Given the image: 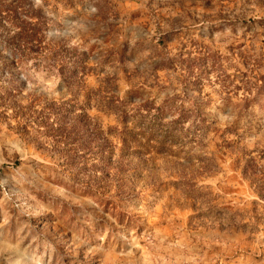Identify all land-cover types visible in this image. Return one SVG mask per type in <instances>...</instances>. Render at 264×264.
<instances>
[{
  "label": "rangeland",
  "instance_id": "1",
  "mask_svg": "<svg viewBox=\"0 0 264 264\" xmlns=\"http://www.w3.org/2000/svg\"><path fill=\"white\" fill-rule=\"evenodd\" d=\"M25 3L35 53L0 26V264H264V0Z\"/></svg>",
  "mask_w": 264,
  "mask_h": 264
},
{
  "label": "trees",
  "instance_id": "2",
  "mask_svg": "<svg viewBox=\"0 0 264 264\" xmlns=\"http://www.w3.org/2000/svg\"><path fill=\"white\" fill-rule=\"evenodd\" d=\"M25 0H15L12 4L0 1V26H7L15 34L7 37L10 46L15 42L27 48V55L35 53V49L40 48L43 41V28L45 26V16L42 10L27 9ZM16 43V44H17ZM29 53V54H28ZM21 56L16 51V58L21 60Z\"/></svg>",
  "mask_w": 264,
  "mask_h": 264
}]
</instances>
